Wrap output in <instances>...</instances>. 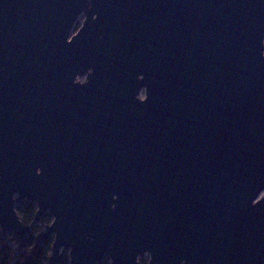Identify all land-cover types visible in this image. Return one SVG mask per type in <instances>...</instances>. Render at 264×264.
Wrapping results in <instances>:
<instances>
[{"label": "water", "instance_id": "95a60500", "mask_svg": "<svg viewBox=\"0 0 264 264\" xmlns=\"http://www.w3.org/2000/svg\"><path fill=\"white\" fill-rule=\"evenodd\" d=\"M47 213L48 264H264V0H0V235Z\"/></svg>", "mask_w": 264, "mask_h": 264}, {"label": "trees", "instance_id": "16d2710c", "mask_svg": "<svg viewBox=\"0 0 264 264\" xmlns=\"http://www.w3.org/2000/svg\"><path fill=\"white\" fill-rule=\"evenodd\" d=\"M17 210L25 224L34 221L37 212L34 203L29 201L20 202ZM52 245V239L40 244L37 238L33 236L28 237L23 242H18L12 235H0V264H48ZM100 264L109 263L106 260Z\"/></svg>", "mask_w": 264, "mask_h": 264}, {"label": "rangeland", "instance_id": "374dc122", "mask_svg": "<svg viewBox=\"0 0 264 264\" xmlns=\"http://www.w3.org/2000/svg\"><path fill=\"white\" fill-rule=\"evenodd\" d=\"M83 21H84V17H83V16L79 17V19H78L77 22H76V26H75V28H74L73 33H75V32L81 27ZM80 81H81V82H82V81H85V78H84V79H80ZM144 97H145V91H143V92L141 93V98H144ZM22 202H25V201H22ZM35 205H36V204H35ZM17 207H18V205L16 206V209H17ZM36 207H37V206H36ZM19 208H21V207H19ZM17 212H18V210H17ZM18 214H19V213H18ZM19 216H20V215H19ZM20 218H21V217H20ZM47 221H48L49 223H44V222H47ZM52 222H53V217H52L49 213L45 214L44 217H43V219H42L41 221L36 222L35 226H34L33 229H32V233H31L30 236H33V237H36V238H37V236H38L40 233H42V232L45 231V227H46V226H49ZM31 223H32V222H31ZM31 223H30V224H31ZM30 224H26V225H30ZM49 239H52V240L54 241V237H51V238H49ZM47 240H48V239H47ZM50 255H51V251H50ZM106 260H108V263H109V264L111 263L110 259H105L104 261H106ZM104 261H103V262H104ZM149 261H150V255H148V254H146L145 256H143L142 258L139 259V262H140L141 264H148ZM62 264H70V257H69V254H66V255L64 256L63 261H62Z\"/></svg>", "mask_w": 264, "mask_h": 264}, {"label": "flooded vegetation", "instance_id": "af4514ba", "mask_svg": "<svg viewBox=\"0 0 264 264\" xmlns=\"http://www.w3.org/2000/svg\"><path fill=\"white\" fill-rule=\"evenodd\" d=\"M18 204H19V203H18ZM18 204H17V205H18Z\"/></svg>", "mask_w": 264, "mask_h": 264}]
</instances>
